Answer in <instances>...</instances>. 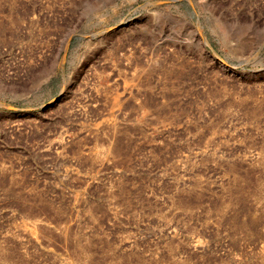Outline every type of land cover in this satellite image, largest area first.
<instances>
[{
    "label": "rangeland",
    "instance_id": "rangeland-1",
    "mask_svg": "<svg viewBox=\"0 0 264 264\" xmlns=\"http://www.w3.org/2000/svg\"><path fill=\"white\" fill-rule=\"evenodd\" d=\"M0 264H264V0H0Z\"/></svg>",
    "mask_w": 264,
    "mask_h": 264
}]
</instances>
